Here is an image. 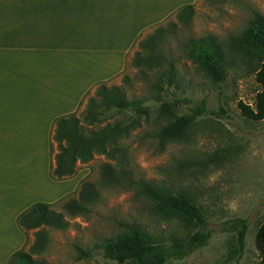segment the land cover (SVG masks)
Returning <instances> with one entry per match:
<instances>
[{
  "label": "rangeland",
  "instance_id": "1",
  "mask_svg": "<svg viewBox=\"0 0 264 264\" xmlns=\"http://www.w3.org/2000/svg\"><path fill=\"white\" fill-rule=\"evenodd\" d=\"M193 5L195 16L190 25H181L174 16L160 23L176 25L169 27L163 41L157 44L175 67L177 79L170 88L164 78L157 80L155 72H142L133 64L136 52L147 54L139 49L138 42L160 24L137 39L123 73L107 83L122 87L127 101L149 106L150 113L146 119L140 118L139 125L120 141L118 168L111 156L95 155L90 162L77 164L74 176L61 180L79 178L72 191L52 203V209L61 213L68 225L64 229L46 228L45 248L33 256L39 264H116L103 259L98 244L119 234L123 224H136L160 242L184 239L192 233V228L180 220L156 213L154 201L139 185L141 181L188 196L214 231L206 247L182 261L167 264H234L233 237L222 232V224L238 217L250 223L240 264L260 263L255 236L264 221V120H249L238 108L239 103L255 107V96L261 87L255 80L254 64L236 59L217 85L191 63L184 42L206 34L225 42L242 31L253 13L264 17V0H195ZM155 84L162 88L158 93L152 89ZM95 88L89 90L90 95ZM173 94L183 100L177 115L189 113L200 104L208 113L194 121L180 140L165 142L157 136L166 123L158 107L163 101L174 100ZM220 108L226 110V116L219 115ZM83 109L84 103L76 111L80 114ZM114 119L111 114L103 117L106 123ZM52 148L50 164L55 143ZM102 164L118 169L117 179L110 184L101 180ZM84 179L97 185L98 198L85 205L81 213L70 215L63 205L77 199ZM33 233H23L25 249L32 245ZM78 249L90 256L77 257Z\"/></svg>",
  "mask_w": 264,
  "mask_h": 264
},
{
  "label": "crops",
  "instance_id": "2",
  "mask_svg": "<svg viewBox=\"0 0 264 264\" xmlns=\"http://www.w3.org/2000/svg\"><path fill=\"white\" fill-rule=\"evenodd\" d=\"M195 0H0V264L24 247L17 216L79 178L49 176L52 123L121 75L137 39Z\"/></svg>",
  "mask_w": 264,
  "mask_h": 264
},
{
  "label": "trees",
  "instance_id": "3",
  "mask_svg": "<svg viewBox=\"0 0 264 264\" xmlns=\"http://www.w3.org/2000/svg\"><path fill=\"white\" fill-rule=\"evenodd\" d=\"M194 16L193 4L179 8L174 14L176 21L183 26L190 25ZM171 26L176 27L173 23L164 26L160 24L140 40L138 47L147 54L143 55L138 51L133 58L134 66L142 72H155L157 80L164 78L168 88L176 82L177 75L173 64L157 49V44L163 41ZM184 49L191 63L217 85L223 81L227 70L234 66L236 59L254 64L255 80L261 87L255 96V107L239 103L238 108L242 116L249 120H264V17L260 13H253L242 31L223 43L215 36L206 34L185 41ZM152 89L158 93L162 88L155 84ZM173 97L174 100L163 101L158 107V112L166 123L161 125L157 136L165 142L180 140L194 121L208 113L200 104L189 113L177 115L176 109L183 100L176 98L174 94ZM83 103L84 109L80 114L76 111L58 117L52 123L49 149L51 154L55 143L56 152L49 167V176L54 181L74 176L76 165L90 162L95 155L111 156L118 168L120 141L139 125L140 118L146 119L150 113L149 106H142L139 101H127L122 87L107 86V83L98 84L92 95L88 91L79 108ZM106 114L115 115V119L106 123L103 120ZM219 115L226 116V110L220 108ZM115 166L102 164V181L110 184L117 179L118 169ZM139 185L154 201L158 215L178 219L193 231L184 239L160 242L136 224H123L119 234L105 238L98 244L103 259L116 264H167L182 261L208 245L214 231L209 228L201 209L188 196L154 187L147 181H141ZM77 196V199H71L63 205L70 215L81 213L85 205L98 198L97 185L87 179L82 180ZM52 207V204L38 202L17 216L19 230L23 233L34 231V241L27 249L24 246L12 254L7 264H39L33 256L45 248L46 228L64 229L68 225L63 215L55 212ZM249 225L247 218L240 217L222 224V232L233 237L234 264H240L243 257ZM255 246L259 253V264H264V221L259 224ZM78 253L77 257L90 256L81 249H78Z\"/></svg>",
  "mask_w": 264,
  "mask_h": 264
}]
</instances>
